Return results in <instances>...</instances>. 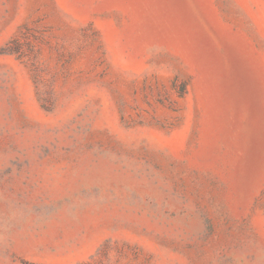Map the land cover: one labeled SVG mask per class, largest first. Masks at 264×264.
<instances>
[{"label": "rangeland", "instance_id": "obj_1", "mask_svg": "<svg viewBox=\"0 0 264 264\" xmlns=\"http://www.w3.org/2000/svg\"><path fill=\"white\" fill-rule=\"evenodd\" d=\"M0 264H264V0H0Z\"/></svg>", "mask_w": 264, "mask_h": 264}]
</instances>
